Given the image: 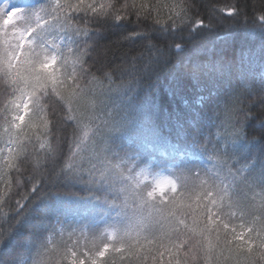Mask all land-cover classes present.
<instances>
[{"label":"trees","instance_id":"16d2710c","mask_svg":"<svg viewBox=\"0 0 264 264\" xmlns=\"http://www.w3.org/2000/svg\"><path fill=\"white\" fill-rule=\"evenodd\" d=\"M84 2L99 4L101 0ZM103 2L119 6L125 0ZM46 3L9 0L8 10L20 8L31 14ZM134 3L136 7L119 22L89 14L91 31L82 37L88 45L89 75H94L88 78L89 98L95 102L100 96L107 108L129 113L131 121L109 135L106 145L98 138L96 144L80 152L79 159L68 160L71 151H78L73 143L74 124L63 118L68 110L62 102L50 96L46 98L47 111L53 141L58 136L59 144L47 154L39 179L32 178L31 165L20 167L23 157L6 166L8 147L6 153L0 151V264H38L39 259L70 264L67 244L57 239L47 243L56 220L64 214L82 216L78 228L82 247L96 251L102 243L113 244L106 240V226L115 222L119 231L124 230L129 211L140 202L131 191H123L121 181L89 177L107 175L115 168L127 178L126 163L132 164L129 169H143L135 173L134 181L129 180L133 187L138 184L142 188L156 176L170 174L176 181L186 178L189 191L183 192L193 196V204L203 185L214 192L217 188L227 190L233 201L259 210L264 198V99L258 98L264 94V21L258 20L256 13L264 10V0H237L233 16L228 15L232 0H192V11L185 0ZM141 5L143 12L137 15ZM195 16L202 18L205 26L196 25ZM55 31L53 27L37 41L51 39ZM98 115L103 118L104 113ZM4 128L0 120V134ZM41 140L48 142L51 137L41 136ZM6 143L7 139L0 142V150ZM77 143L87 145L88 140ZM37 151L42 154L44 149ZM179 151L194 160L169 167ZM65 162L78 174L64 168ZM180 192L177 185L176 194ZM230 202L225 200L216 219L239 232L244 219L229 207ZM46 244L48 249L43 250ZM155 255L152 252L146 264H153ZM100 259L101 264H136L127 253L121 260L111 248ZM167 260L164 256L163 261ZM180 260L183 264L182 257Z\"/></svg>","mask_w":264,"mask_h":264},{"label":"snow or ice","instance_id":"6c2138e0","mask_svg":"<svg viewBox=\"0 0 264 264\" xmlns=\"http://www.w3.org/2000/svg\"><path fill=\"white\" fill-rule=\"evenodd\" d=\"M106 4L108 7L101 12L100 9L95 7L96 3L94 2L87 4L84 0L80 2L81 6L95 12L94 18L110 17L116 22L125 19L129 14L128 10L136 7L134 0L132 4L125 0L119 6L113 5L111 2ZM143 7V5L140 6L137 15L143 12ZM178 7L185 9V5H179ZM45 11L46 9L40 8L33 11L29 16L24 9L20 8L13 11L0 10V73L4 74L3 78L8 83V88L0 89V97H3L6 101L0 120L4 122L5 129L10 130L7 145L10 151H8V160L5 161L8 167H11V162L17 159L15 153L19 147L24 146V141L27 139L29 132L38 134L41 128L48 127L47 110H45L41 114L43 119L33 123L31 128L25 131L26 121L32 115L31 100L37 95L38 89H47L51 86V89L57 95H61L67 85V78H63L56 71L57 61L55 56L49 53V47L58 48V45L52 40H47L46 46L37 50V44L33 39L36 31L39 30L36 25L47 26L48 18L42 15ZM121 11H123V15L120 14ZM57 12H59V9H57ZM234 14L229 13L228 15L233 16ZM57 19H59V16H57ZM21 22L31 23L32 27L22 26ZM36 57H39V63H37ZM73 63H77V61H73ZM73 84H75V81H73ZM9 88L11 92H9ZM68 110L72 111L70 107ZM87 135L88 131L85 130L84 136ZM68 167L72 168L73 166L69 163ZM166 189L173 195L168 197L167 200L161 199V206L153 208L145 217V221L159 220L164 236H167L169 232L178 234L182 232L192 237V242L196 244L194 252L197 257V264H200V261H202V264H245V261L241 259V255L244 253L250 255L258 249L260 244H264V198L261 200L258 211L249 210L241 203L233 201L228 196L227 190L217 188L214 192L212 187L205 188L201 185L199 195H196L195 204H193V196L186 195L185 192H180L177 195V187L171 181L157 183L155 188L148 193V196L150 198L157 195L163 197ZM185 191L187 192L189 189L187 188ZM205 199L207 200L206 203ZM226 199L231 201L229 207L239 211L244 219L239 232L234 227L229 230L227 222L216 219L219 208L223 206ZM214 209L216 210L214 211ZM230 215L232 214L230 213ZM189 217H191V224L188 223ZM202 217L204 218L203 223H201ZM213 233H215V236H213ZM221 233H223V238ZM108 238L113 240L114 243L111 245L102 243L101 247L92 255L88 252L83 253L84 256L88 257L89 264H101L100 258L109 253L110 248L119 254L121 260L125 258V253L129 257L135 258V260H144L143 254L145 251H151L153 245H155L154 240L142 241L139 235L134 236L130 233H126L124 237L119 239L116 238L115 233H112ZM189 246L180 240L167 248L161 244L158 246L160 264H163L164 256L168 257V264H181L180 251ZM65 255H68L67 249H65ZM76 255L75 251L71 252L70 264H84L83 260L75 259Z\"/></svg>","mask_w":264,"mask_h":264},{"label":"clouds","instance_id":"9594fccd","mask_svg":"<svg viewBox=\"0 0 264 264\" xmlns=\"http://www.w3.org/2000/svg\"><path fill=\"white\" fill-rule=\"evenodd\" d=\"M188 11H192V0H185ZM236 3L237 0H232V7L230 8L229 13H236ZM115 5L114 3H112ZM9 0H3V3H0V10L8 9ZM96 8L100 9L103 12V9L108 7V5L101 0L99 4L95 5ZM44 8L46 11L42 13L43 16L48 18L47 26L36 25V28L39 30L36 31L33 39L37 44V50L46 46L47 40H52L58 48L49 47V53L55 56L57 64L55 65L57 73L61 74L63 78H67V85L65 86L64 91L61 95H57L49 86L47 89H38L37 95L32 98V115L26 121V129L31 128L33 123L38 122L43 119L41 114L47 110L48 104L46 101L47 97L54 96L58 101L62 102L63 106L69 109H72L68 114L64 113V119L72 121L74 126L72 128V136L76 138L73 143L76 144L78 151L70 152L67 159L73 160L80 158V152L84 151L86 148L90 147L97 143L98 138L106 145L107 137L112 133L119 131L121 127L125 126L131 121V116L127 112H119L113 109L107 108L104 102V99L100 96H97L95 102L89 98V77H94V75H89V67L86 64V57L88 55V45L83 42L82 37H87L91 31V21L87 19L89 14L95 16V12L81 6L80 3H74L73 0H47L46 4H42L38 9ZM37 9V10H38ZM59 9V12H57ZM85 15H73V13H81ZM31 16V14H29ZM59 16V19H57ZM256 17L260 21H264V10L258 11ZM8 19H13L5 17ZM195 24L198 26H205V21L199 16H195ZM22 26L32 27L31 23L21 22ZM55 28V35L51 39H44L37 41L38 36H42L45 32H51L52 28ZM179 47V45H177ZM27 58V57H26ZM37 63H39V57H36ZM77 61V63H73ZM35 67V65H33ZM71 68V71H69ZM75 73V75H73ZM4 77L3 73H0V89L8 88L7 80ZM75 81V84H73ZM51 89V90H49ZM259 99H264V94H262ZM6 101L3 97H0V115L3 114L4 105ZM103 112V118L99 117V113ZM47 121L48 127L41 128L38 134L33 135L29 132L26 139L27 143L23 147H19L15 155L17 159H20V167H26L31 165L32 172L34 173L33 179H39L42 175L40 172L41 166L45 163V158L47 154L53 153L59 144V137H56V141H53V136L55 135L52 132V121L49 118L47 111ZM4 124V122H3ZM103 126V127H102ZM88 131V135L84 136V131ZM9 134L10 130L4 128V132L0 134V142H4L7 139L5 147L9 143ZM41 136L51 137V140L46 142L41 140ZM85 138L88 140L87 145H82L77 143V141H83ZM35 141V143H33ZM31 149V150H30ZM37 149H44V152L41 154ZM2 151V150H0ZM8 151L10 149L8 148ZM105 158H107L105 156ZM131 163H126L124 168L128 170V177L125 178L118 169H111L107 175L101 174L100 177H89L96 181L106 180L111 178L113 181L123 182V191L125 193L131 191L135 197L138 199L139 206L136 209H133L130 212V220L126 228L122 231L113 232L120 237H124L126 233L132 235H139L141 240H154L155 245H153L151 251L146 250L143 254L144 260H136V264H145L149 259V256L152 252H155V256H152L153 264L159 260V247L161 244L167 248L169 245L174 244L177 240L183 241L184 244L190 245L183 252L180 251V257L183 259V264H197V257L194 252L196 244L193 243V238L188 236L186 233H175L169 232L167 236L162 234L161 224L159 220L145 221V217L148 213L156 207H160L161 199L167 200L168 192H165L163 197L157 195L154 198H150L148 193L151 192L157 183L163 181H171L176 187L180 186L182 192L188 188L186 183V178H181L179 181L173 180L168 177H159L156 176L151 184H146L142 188L136 184L135 187L129 183V180H135V173L137 171H143V169L136 170L134 167L129 169ZM64 168L71 170L73 173H77L76 168H69L68 164L65 162L63 165ZM19 171V168H18ZM78 174V173H77ZM19 183V181H18ZM126 186V187H125ZM138 189V190H137ZM167 197V199H166ZM126 208L125 205H122ZM48 249V244L45 245L43 250ZM43 252L41 253V256ZM154 258V259H153ZM241 259L245 261V264H264V244H260L257 250L252 254L244 253L241 255ZM38 264H51V261H46L39 259ZM163 264H168L167 261H163Z\"/></svg>","mask_w":264,"mask_h":264},{"label":"rangeland","instance_id":"374dc122","mask_svg":"<svg viewBox=\"0 0 264 264\" xmlns=\"http://www.w3.org/2000/svg\"><path fill=\"white\" fill-rule=\"evenodd\" d=\"M1 150L6 153L7 147L5 145L1 148ZM1 151V152H2ZM190 156H188L189 158ZM182 160H179L176 158V164L174 161L170 163L168 166L176 165L177 167L180 166L178 163H180ZM168 178H172V176L169 174ZM105 218V217H104ZM83 218L82 216L75 215L74 214H64L61 217H59L56 220L55 223V231L53 234L47 237V243H54L55 239L57 241L62 240V243H65L68 245L69 252L71 254L72 251L76 252L75 259L77 260H83L85 261L88 259V257L84 256V252H88L90 255L94 254L95 251L92 250V248H85L82 247V245L79 244L78 236L80 234V231L78 228H80L81 222ZM118 223L110 222L109 225L106 226V230L104 233L107 235V242H112L113 240L109 239V235L113 232L119 231V226H117ZM116 238L119 239V236L116 235ZM72 259V257H71Z\"/></svg>","mask_w":264,"mask_h":264}]
</instances>
